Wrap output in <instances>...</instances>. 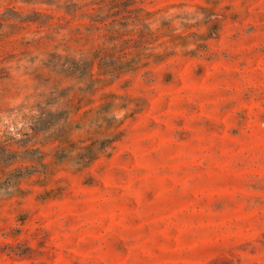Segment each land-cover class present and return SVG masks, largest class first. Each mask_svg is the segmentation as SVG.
I'll list each match as a JSON object with an SVG mask.
<instances>
[{
  "label": "rangeland",
  "instance_id": "rangeland-1",
  "mask_svg": "<svg viewBox=\"0 0 264 264\" xmlns=\"http://www.w3.org/2000/svg\"><path fill=\"white\" fill-rule=\"evenodd\" d=\"M0 264H264V0H0Z\"/></svg>",
  "mask_w": 264,
  "mask_h": 264
}]
</instances>
